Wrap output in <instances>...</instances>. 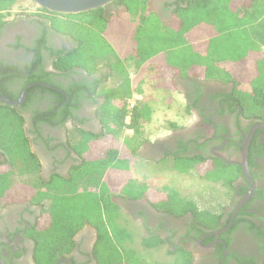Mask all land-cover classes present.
Segmentation results:
<instances>
[{
	"label": "flooded vegetation",
	"instance_id": "1",
	"mask_svg": "<svg viewBox=\"0 0 264 264\" xmlns=\"http://www.w3.org/2000/svg\"><path fill=\"white\" fill-rule=\"evenodd\" d=\"M190 1L149 0L145 15H156L166 26L174 9ZM237 1L242 18L255 8L256 0ZM14 5L2 12L0 99L18 101L27 90L25 101L14 107L24 119V134L42 164L41 178L47 185L58 182L55 175L69 179L78 172L80 149L77 147L76 153L68 145L65 132L69 126L80 132H97L106 100L113 98L118 81L108 60L60 65V58L76 48L75 40L56 27V21L62 18L40 7L17 11ZM104 8L108 16L119 18L126 11L117 3ZM260 23H264V15ZM176 86L191 105L184 114L192 118L191 122L185 126L169 122V133L143 145L139 154L157 169L169 168L178 176L198 177L197 168L180 170L186 158H197L208 167L217 162L233 168L231 203L216 212L220 217L216 228L206 229L196 223L193 212L174 216L156 209L145 197L113 198V202L130 221L144 229L145 238L154 236L166 242L163 245L171 251L184 248L192 254V264H264V130L260 128L264 125V109L250 118L232 97V83L221 80L178 79ZM247 140L251 180L240 166ZM5 160L0 150V165ZM153 189L160 193L159 199L168 190ZM44 208L43 203L29 200L0 207V256L6 264H38L36 238ZM98 238V230L86 224L76 234L74 248L50 264H100L96 254Z\"/></svg>",
	"mask_w": 264,
	"mask_h": 264
},
{
	"label": "trees",
	"instance_id": "2",
	"mask_svg": "<svg viewBox=\"0 0 264 264\" xmlns=\"http://www.w3.org/2000/svg\"><path fill=\"white\" fill-rule=\"evenodd\" d=\"M148 1L112 2L126 8L120 18L108 16L104 7L74 15L54 13L62 18L56 21L58 31L71 36L76 43V48L64 54L58 63L64 66L69 62L88 64L108 60L122 81L113 89V98L106 100L101 114L105 126L103 176L109 169L112 170L111 175H117L113 180L111 176L103 180V205L93 192L61 193L59 182L35 185L16 181L19 177L38 173L41 165L24 134V119L14 106L0 103V150L6 156L0 165V207L22 200L45 205L44 220L36 238L35 261L38 264L54 263L62 253L70 252L75 246L76 234L88 223L98 230L96 254L100 264H143L136 251L125 247L132 236L118 223L120 208L112 199L117 195L131 199L148 198L156 209L178 217L191 211L196 223L206 229H215L218 225L219 216L200 211L176 191L168 189L159 199L157 190L133 182L130 170L140 148L137 137L140 128L148 123L151 110L145 101L132 109H129L128 102L134 91H140L149 70L170 87L176 78L201 76L232 83V97L250 118H255L264 109V52L260 51V45L264 43V23H260L264 15V0H256L255 8L245 12V18L238 10L237 0H192L174 9L166 26L156 15L146 17ZM15 2L0 0V27L3 25L2 12ZM134 18L137 20L133 21ZM252 53L255 65L243 76L245 80L235 79L226 70L227 63H244ZM128 56L136 60L139 82L132 83L125 71L123 60ZM243 85H251L252 88L246 91ZM128 116L132 119L130 125L126 123ZM125 128L132 129L135 138L121 141ZM196 159H184L180 170L188 172L197 168L200 179L224 181L227 188L233 189V168L217 162L208 167ZM120 183H125L130 189L117 191ZM165 243L158 238L155 242L149 238L142 240L145 249L158 248ZM169 254L176 256L174 264H192V254L182 247L169 250Z\"/></svg>",
	"mask_w": 264,
	"mask_h": 264
},
{
	"label": "rangeland",
	"instance_id": "3",
	"mask_svg": "<svg viewBox=\"0 0 264 264\" xmlns=\"http://www.w3.org/2000/svg\"><path fill=\"white\" fill-rule=\"evenodd\" d=\"M38 6L26 0H18L14 5L17 11H28L36 9ZM136 19L134 18L133 21ZM125 65L128 72L132 75L136 73V63L133 58L125 60ZM246 91L250 90L251 85H243ZM168 93L159 90L157 80L150 75L148 83L144 85L143 93L140 99L133 98L128 102L129 109H131L134 102H139L142 98L150 97L148 101L152 109V117L150 123L146 126L153 137H158L164 134L165 130L168 132V123H175L179 126H185L191 122L192 118L185 116V108L187 100L184 93L170 92ZM137 104V103H136ZM248 110V109H247ZM126 133V131H125ZM123 134L122 138L125 135ZM129 134H132L129 132ZM128 134V135H129ZM121 138V139H122ZM87 170V164L83 167ZM159 169V168H158ZM161 171V172H159ZM77 173L74 175L76 177ZM132 179L135 184H146L150 188H167L170 190H177L182 197L193 202L200 211L209 212L212 214L220 213L224 208H227L231 203V190L224 186L221 182L210 183L199 179L196 175L187 174L186 176H178L171 172L169 168L155 170L153 164L140 160L136 163L135 169L132 173ZM40 180L37 176L19 177L16 181L36 183ZM181 184H184L185 190L182 189ZM127 192L128 188L124 189ZM116 196L114 198H118ZM113 199V198H112ZM119 224L127 229L128 234L132 236L131 240H127L125 247L136 251V256L142 259L143 264H174L176 256L169 254V248L161 245L155 249H145L142 246V240L145 238L144 229L133 223L126 214L119 211ZM152 242L156 241V237L149 238Z\"/></svg>",
	"mask_w": 264,
	"mask_h": 264
},
{
	"label": "crops",
	"instance_id": "4",
	"mask_svg": "<svg viewBox=\"0 0 264 264\" xmlns=\"http://www.w3.org/2000/svg\"><path fill=\"white\" fill-rule=\"evenodd\" d=\"M248 27V26H247ZM262 42L259 43V45ZM260 51L264 52V43L260 45ZM254 53L248 55L244 60V63L239 62L237 64H231V63H227L226 65V70L232 74L234 76L235 79H244L243 76H246V73H248L251 70V67L255 65V59H253L254 57ZM128 58H133L135 60L134 57L132 56H128L126 59ZM125 59V60H126ZM125 60H123V65L125 67V71L129 74L130 76V80L132 81V83L134 81L139 82V71L137 70V66H136V73L134 75L130 74L126 68L125 65ZM136 63V60H135ZM241 69V70H240ZM150 75L155 77V79L157 80V85H158V89L162 90L166 93H168L167 91L170 92H180V93H184L183 91H181L179 89V87L176 86V80H178V78L174 79L172 81L173 83V87H170L168 85H164L163 80L158 79L159 77L157 76L156 73H154L152 70L147 71L145 73L144 76V82L140 87V91H134L133 95L131 97V99L133 98L134 100L136 99H140V97L142 96L143 93V89H144V85L148 83V80L150 78ZM198 78L200 80H209V79H204L201 76H195L192 78H186V79H179V80H187V79H195ZM116 80L118 81V83H116V86L114 87V89L116 87H118L121 84V78L117 77L116 75ZM213 80V79H212ZM245 80V79H244ZM171 83V82H170ZM233 85V84H232ZM184 96L186 97V95L184 94ZM130 99V100H131ZM151 98L150 97H145L142 98L141 100H139V102H134V104L132 105L131 109L134 106H137L139 103H142L143 101L146 102L147 106L150 108L151 110V115L149 117V121L148 123H146L142 128H140V134L137 137L138 142L140 143V148L138 150V156L135 160L134 165L131 167L130 170V174L132 175L133 170L135 169L136 163L140 162V160L148 162L153 164L152 162H149L146 158H142L139 154L141 148L143 147V145L148 144V143H153L155 140H157L158 138H163L164 134H168L169 132H164V134H162L161 136L158 137H153V135L147 130L145 129L146 126L150 123L151 121V117H152V109L148 104V101H150ZM186 100L188 102V99L186 97ZM137 103V104H136ZM190 103H187L186 108L190 107ZM103 110V109H102ZM186 116V115H185ZM131 116H128L126 119V123L128 125L131 124ZM100 128L98 129L97 132H80V130L73 128L71 126L68 127V130L65 132V138L68 141V145L72 146V148L75 150V152L77 153V147H79L80 150H78L81 153V157H82V161L80 163V165H78L79 169L77 172L76 177L71 176L69 177V179H66L62 176H56L55 178L58 180V182L61 184V186L58 188L59 191L61 193H66V194H75V193H86V192H93L95 194H97L102 202L103 205V180H106V177H110L111 180H113V178H115L117 175H111L112 170L109 169L105 175L103 176V131L105 130V128H103V119L100 116ZM77 130V131H76ZM126 131V133H125ZM132 133V134H129ZM83 133V134H82ZM125 133L126 136H123V134ZM129 134V135H128ZM135 138V133L132 129L129 128H125L124 132L121 135V141H124L126 138ZM74 145V146H73ZM40 165H41V169L38 173L33 174V175H29V176H24V177H30V176H37V178L40 180L36 183H28V182H24V183H28V184H35L38 185L40 182L43 183V179L41 178V173H42V164L40 162V160L38 159ZM80 162V161H79ZM78 163V162H77ZM82 164V165H81ZM87 164V170L84 171V166ZM155 167V170H159L157 169V167L155 166V164H153ZM200 179V178H199ZM202 180V179H201ZM54 184V183H52ZM118 184V183H117ZM121 187H116V190H124L125 188L128 190L130 189L129 186L125 185V183H120ZM138 186H143L146 184H137ZM149 187V186H148ZM181 187L183 190H185L186 188L184 187V184H181ZM153 189V188H152ZM180 195V193H179ZM118 196V195H117ZM181 197V195H180ZM118 198H126V199H131L128 198L124 195L119 196ZM117 198V199H118ZM139 200V199H136ZM123 226V225H121ZM124 228V227H122ZM155 249V248H154ZM151 250V249H150Z\"/></svg>",
	"mask_w": 264,
	"mask_h": 264
},
{
	"label": "water",
	"instance_id": "5",
	"mask_svg": "<svg viewBox=\"0 0 264 264\" xmlns=\"http://www.w3.org/2000/svg\"><path fill=\"white\" fill-rule=\"evenodd\" d=\"M31 3L36 4L38 7L45 9L52 13H57L61 15H74L86 13L92 10H96L101 7L117 1V0H26ZM27 90H25L23 96L18 101H12L7 98H1V101L6 102L12 106H20L26 99ZM260 128L264 130V125ZM250 142L247 140L245 142V150L243 152L244 162L240 166L244 169V172L250 178L249 167H248V152H249ZM218 234V233H217ZM0 264H6L0 256Z\"/></svg>",
	"mask_w": 264,
	"mask_h": 264
}]
</instances>
